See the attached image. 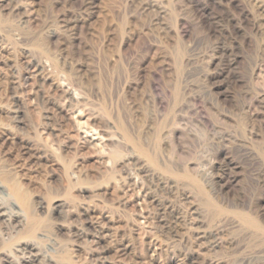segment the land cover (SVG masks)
I'll list each match as a JSON object with an SVG mask.
<instances>
[{"label":"rangeland","instance_id":"rangeland-1","mask_svg":"<svg viewBox=\"0 0 264 264\" xmlns=\"http://www.w3.org/2000/svg\"><path fill=\"white\" fill-rule=\"evenodd\" d=\"M0 183V264H264V0H0Z\"/></svg>","mask_w":264,"mask_h":264},{"label":"bare ground","instance_id":"bare-ground-1","mask_svg":"<svg viewBox=\"0 0 264 264\" xmlns=\"http://www.w3.org/2000/svg\"><path fill=\"white\" fill-rule=\"evenodd\" d=\"M5 197H6V193L4 191V187L0 183V221L4 223V225L6 226V228H7V230L9 232H11V231H13V232H20L22 229H24V227H23L24 226V222H23V217H22L23 215L20 212V209H18L17 204L15 202H10L9 203L8 201H6V198ZM19 204H20V202H19ZM162 218H164V217H162ZM244 220L247 222L248 225L250 224L249 223V220L247 218H244ZM12 222H16V225L14 227L11 226V223ZM254 226H257V225H254ZM253 228H255V227H253ZM27 230H29V229H27ZM38 256L39 255H36V254H30L28 256L26 255V256H24V260L27 263H29V264H33L36 261V259H37Z\"/></svg>","mask_w":264,"mask_h":264}]
</instances>
